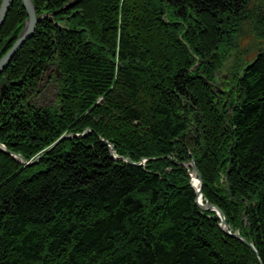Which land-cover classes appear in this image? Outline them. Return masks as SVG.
<instances>
[{"label":"trees","instance_id":"trees-1","mask_svg":"<svg viewBox=\"0 0 264 264\" xmlns=\"http://www.w3.org/2000/svg\"><path fill=\"white\" fill-rule=\"evenodd\" d=\"M32 1L53 15L0 76V144L42 157L0 151V264H264L261 43L221 79L244 27L264 42V0ZM26 20L13 0L0 58ZM191 159L256 253L197 206Z\"/></svg>","mask_w":264,"mask_h":264},{"label":"water","instance_id":"water-1","mask_svg":"<svg viewBox=\"0 0 264 264\" xmlns=\"http://www.w3.org/2000/svg\"><path fill=\"white\" fill-rule=\"evenodd\" d=\"M13 0H1V4H0V30L5 22V19L7 17V14L10 10V7L12 5ZM21 4L22 7L26 13L27 16V20L24 24V27L22 29V31L20 32V34L18 35L16 41L14 42V44L12 45V47L3 55V57L0 58V76L3 73V71L9 66V64L11 63V60L13 59V57L17 54V52L21 49V47L32 37L36 25L38 23H40L41 20L45 19V18H51L52 15L51 14H43L40 16L36 15V10L35 7L33 5V1L32 0H21ZM56 14V13H54ZM208 86H212L210 83L207 84ZM83 136V135H81ZM79 135H75L73 136L74 138H79L81 137ZM72 136L68 135L65 136L64 139H68L71 138ZM110 148V153L113 156V158H116V156L114 155L113 152V147L111 145H109ZM0 151L4 152L5 154L11 156L12 158H14L15 160L19 161L20 163H23L24 165H30V164H34L35 162H37L38 160L41 159L42 156H39L35 159V161L33 163L30 162H26L21 156L12 153L11 151H9L8 149H6L3 145L0 144ZM120 160V159H118ZM122 161L131 164V165H141L142 163L145 162V160H142V163H136L134 164L129 158H124L121 159ZM192 170V176H194V180L197 181L198 187H194V185L192 184V186L196 189V204L197 206L202 210V211H213L216 213L218 219H219V227L221 228V230L228 236L238 239L240 240L244 245H246L247 247H249L253 252H255L253 246L243 237L240 236L239 233L235 232V233H231L226 221H225V217L223 212L216 206L214 205H209V204H203L201 202V196H202V180H201V175L199 173V171L197 170L195 164H194V160L191 159V164L189 165V167ZM244 221L246 222V220L244 219ZM256 253V252H255Z\"/></svg>","mask_w":264,"mask_h":264},{"label":"rangeland","instance_id":"rangeland-1","mask_svg":"<svg viewBox=\"0 0 264 264\" xmlns=\"http://www.w3.org/2000/svg\"><path fill=\"white\" fill-rule=\"evenodd\" d=\"M261 1V0H257ZM252 2H255L253 0ZM261 43V44H260ZM261 45L264 48V42L258 41L255 36L250 32L248 27H244L242 35L238 39L237 51L233 53L230 60L226 63L224 67L223 74H221V79L225 80L229 75L228 72L231 70L234 65L235 59L241 65L248 63L252 60L254 54L256 53L258 45ZM54 73L57 75L53 65H50L48 69L43 71L41 81L38 86V96L35 99V104L39 107L47 108L54 105L55 93L57 90V82L54 78ZM216 87L219 88L218 85ZM191 160L186 164V167H189Z\"/></svg>","mask_w":264,"mask_h":264},{"label":"bare ground","instance_id":"bare-ground-1","mask_svg":"<svg viewBox=\"0 0 264 264\" xmlns=\"http://www.w3.org/2000/svg\"><path fill=\"white\" fill-rule=\"evenodd\" d=\"M192 184L194 185V187H198L197 181L194 180V176H192Z\"/></svg>","mask_w":264,"mask_h":264}]
</instances>
